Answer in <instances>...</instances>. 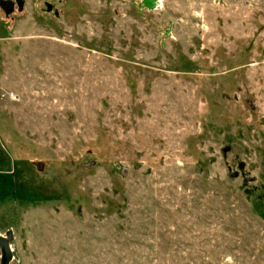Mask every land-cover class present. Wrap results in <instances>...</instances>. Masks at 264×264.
Listing matches in <instances>:
<instances>
[{"label": "rangeland", "instance_id": "374dc122", "mask_svg": "<svg viewBox=\"0 0 264 264\" xmlns=\"http://www.w3.org/2000/svg\"><path fill=\"white\" fill-rule=\"evenodd\" d=\"M0 264H264V0H0Z\"/></svg>", "mask_w": 264, "mask_h": 264}]
</instances>
